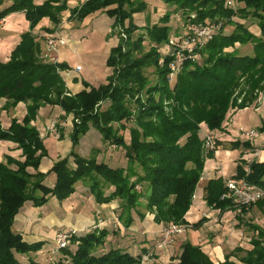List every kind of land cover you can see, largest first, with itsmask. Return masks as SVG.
<instances>
[{
    "label": "trees",
    "instance_id": "trees-1",
    "mask_svg": "<svg viewBox=\"0 0 264 264\" xmlns=\"http://www.w3.org/2000/svg\"><path fill=\"white\" fill-rule=\"evenodd\" d=\"M161 1L173 5L172 11H181L185 18L194 12L195 22L222 23L221 29L199 51L202 62L185 60L172 85L169 82L172 50L163 58L159 52L161 45L169 41L170 26L166 24L169 12L161 17L160 24L146 26L152 45L145 50L142 35L132 38L139 28L133 14L146 9L143 0H82L73 8H68L67 0H44L40 4L32 0H0V7L3 6L0 20L22 11L29 23V30L20 35L8 60H0V100L5 99L0 111H9L19 102L26 104L21 121L12 118L4 128L0 119V140L16 143L24 158L16 160L6 156L5 161H0V264H22L16 253L36 252L42 246V242L28 243L12 231L14 217L24 203L32 201L33 205L41 206L49 195L64 200L74 192L79 180L87 181L100 202L118 199L119 218L126 227L132 222L131 210L139 205L141 198L145 199L146 210L153 214L155 223L186 224L184 216L190 208L205 159L213 157L215 152L205 150L204 137L199 135L201 124L209 131H220L230 109L250 106L258 92L264 91V0H236L243 5L235 9L226 4L227 0ZM65 10L77 21L105 13L113 18L112 29L119 26L125 34L109 49L105 65L111 71L105 82L95 87L82 80L84 88L77 93L67 89L62 76L68 65L48 60L32 32L43 17L54 26L45 31H56ZM236 15L255 18L259 36L233 20ZM227 25L233 26L228 34L224 33ZM248 43L252 45V54H239L235 45ZM151 67L154 81L146 75ZM238 95H242L239 103ZM45 105H57L64 116L72 115V149L69 155L54 162L47 173H42L38 167L47 151L31 122ZM129 122L133 125L127 127ZM90 127L99 132L103 142L124 150L125 167L112 168L103 161L98 162L97 150L89 157H82L74 150ZM127 128L128 142L120 133ZM258 130L264 132V125ZM230 147L253 149L248 141H234ZM28 167L35 172H29ZM50 172L55 174L53 187L43 184ZM232 177L264 186V162L240 160ZM224 182L221 178L208 181L204 197L207 205L220 211L245 212L250 206L238 207L230 199H221ZM136 185L142 186L143 191L137 192ZM109 186L114 190L104 196L103 188ZM255 204L264 207V200ZM204 221L202 217L190 227L198 229ZM249 228L253 231L252 249L240 259L245 264H264V228L257 224H249ZM106 235L105 230L73 235L71 241L77 242L75 250H69V246L61 249L55 264H140V256L119 248L97 252ZM228 257L220 264H233ZM26 264L39 263L30 259ZM177 264L212 262L199 246L184 242Z\"/></svg>",
    "mask_w": 264,
    "mask_h": 264
},
{
    "label": "crops",
    "instance_id": "crops-1",
    "mask_svg": "<svg viewBox=\"0 0 264 264\" xmlns=\"http://www.w3.org/2000/svg\"><path fill=\"white\" fill-rule=\"evenodd\" d=\"M32 1L34 4L42 3V1L38 0ZM104 15L106 14L96 13L92 16H88L82 21H77L78 25L74 27L65 24L66 26L63 25V28L62 25H60L59 27L62 28H60L59 32L67 39V42H71L72 40L70 39L74 37L73 41L78 43L82 41L86 35L77 32H83L94 24V22H97V20L104 18V21L108 23L110 21L112 25L113 22L111 19L113 18L109 17V20H107L108 18H105ZM5 18L7 20L9 19V23H6L7 20ZM5 18L3 19L5 23L2 21L0 23H3L2 25L4 27L9 28H7L8 30L2 28V30L8 35H15L13 44L11 45L14 47L19 42L20 35L29 30V23L25 19L23 12H13ZM18 21L21 23L20 28L14 27L16 25L15 23ZM45 25H49L47 18L41 19L32 30L35 35H38L37 37L43 54L46 53L43 35L47 32L44 30L42 31ZM252 33L259 36V32ZM115 45V43L109 44V46H107L108 52L109 49ZM11 46L9 49L7 48L9 52L7 54L6 47H4L3 54H0L1 61L8 60L10 52L12 51L11 48H13ZM63 46L58 48L54 56L57 62L68 65V69L62 72V76L67 89L71 93H77L84 88L82 80L95 87L102 83L94 84L87 75H82V65L78 62L69 61L71 58L70 56L74 55L75 52L72 51V53H69L62 48ZM107 56L108 55L105 56L104 61H106ZM75 66H80V70L75 71ZM71 69H73L74 72ZM108 69L109 68L106 66V70ZM108 74L109 73H107V75ZM103 82H105V80ZM4 102L5 99H1L0 106H2ZM233 111L229 114V119L227 118L226 121H224L223 128L220 130V145L223 148H225V145L229 144V142L239 141L231 132L232 123L239 113L252 111V114L255 115V119L259 122L253 126L260 127L264 125V108L258 111L251 108H245L236 113ZM52 112L53 116H51ZM25 113L26 104L24 102H19L9 111L1 110L0 119L2 126L7 128L12 118L21 121ZM55 118L59 119L58 123L61 125L57 126L59 135H46L47 132H44L45 127L48 125V122L53 121ZM31 123L39 131L43 145L47 151V155L41 159L38 171L47 173L54 162L69 155L72 149V142L70 139L72 115L64 116V112L57 105H45L39 108L35 119ZM93 129V127H90L88 131L80 137L79 143L74 147V150L82 157H86L87 155L89 157L93 150H97L96 159L98 162L103 161L112 168L125 167L127 161L124 156V150L122 149L121 151V147L115 146V148H119L121 151L120 153L116 152L117 150L111 148L113 145L103 142L99 132H95ZM241 129H243V127H240V132ZM215 131L219 130L209 131L203 124L201 125L199 135L203 138L207 134H210L216 139V136L213 134ZM226 139L228 140L226 141ZM261 140H264V133H262V137L258 142H250V140H248L253 149H239L240 154H242L240 160H245L247 162L252 160L264 162V149H260L259 147V144L264 145L260 143ZM84 146L89 147V153H87V155L80 152ZM218 153L219 150H215L214 158L210 159L213 161L204 163L203 172L196 186L190 208L184 216L187 228L182 234L176 236L170 244L162 248L158 247V242L162 239L163 224H157L153 221V214L146 210L145 199L141 198L139 205L131 210L130 215L132 222L126 227L124 226L123 220L119 218L121 211L119 200L113 199L108 202H100L91 192L86 180H79L75 183L74 192L64 200L60 201L55 196L49 195L46 202L41 206H35L32 201H26L18 210L13 220L11 227L12 231L19 234L24 241L28 243L42 242V246L36 252L27 254L16 253V258L22 264H26L30 259H33L39 264H55L56 259L61 255V250L57 251L55 254L52 252L55 249L54 236L58 231L75 230L76 234L82 235L100 222L98 223L99 228H103L107 232V235L103 245L98 247L97 252L107 251L113 248L122 249L134 256H141L150 252L151 257L149 261L144 264H177L178 257L181 253V245L184 242H190L193 245L199 246L209 257L212 264L222 263L227 255H229L228 260L233 262V264H245L240 258L245 255L246 251L252 249L250 239L253 236V231L249 228V224H257L264 228V224H262L261 220L264 218V207L254 204L245 212L240 213L239 209L220 211L219 208L207 205L204 197L205 186L208 181L216 178H221L223 182L226 180L223 178L226 168V166L223 165L224 162L215 161ZM6 156H10L16 160L24 159L21 154V149L17 148L16 143L0 140V161H5ZM46 157L51 160H48V162L44 164L43 160ZM11 167L14 168L15 166L12 165ZM244 167L247 168V166ZM27 170L31 173L35 172L31 167H28ZM54 183L55 174L50 172L43 180V184L48 187H53ZM113 190V186L104 187V196L109 195ZM202 217L205 218L204 223L198 229H192L190 227L191 224Z\"/></svg>",
    "mask_w": 264,
    "mask_h": 264
},
{
    "label": "rangeland",
    "instance_id": "rangeland-1",
    "mask_svg": "<svg viewBox=\"0 0 264 264\" xmlns=\"http://www.w3.org/2000/svg\"><path fill=\"white\" fill-rule=\"evenodd\" d=\"M38 1L43 2L44 0H38ZM81 1L82 0H67L68 8L75 7ZM143 1L146 2V9L142 12H138V13L133 14L134 22L139 28L133 33L132 38H136L138 35L139 36L142 35L144 37V41H143L144 48H145V50H148V48L152 45V43L147 38L146 26H151L155 23L160 24L161 17L165 13H168V12L170 13L169 21L166 23L167 25L170 26V32H169L168 40H170L172 37H179L180 36L181 29H182V27H181L182 23L186 19L181 11H179V10L172 11L174 9V6L165 4L161 0H143ZM242 5H243L242 3H236V7H240ZM2 7L3 6L0 7V10L2 9ZM18 12H22V11H18ZM68 14H69V10L63 11L61 22L54 29L56 31H54L52 33L47 32L44 35H46V34H60V35H62L59 32V30H60V28L63 27V25L66 24L67 26H71V27L78 25L77 20H74L73 18L69 17ZM104 16H105V18H108L107 20H109V17L107 15H104ZM190 16L195 17V13L190 12L189 17ZM43 18H47V17H43ZM232 18L235 21L243 23L251 32H259V28L257 26V21L255 18H253L249 15L247 17H244V18H240V17H238V15H236ZM8 20L6 23H9ZM1 21L3 23H5V21H3V19L0 20V22ZM111 21L113 22V19H111ZM48 23H49V25H47V26L45 25V27L42 28V31L43 30L45 31L46 29H53L54 28L53 23L49 19H48ZM2 24L0 23V39H1V41H0V54H3L4 47H6V50H7V48L9 49V47L13 44V39L15 37V35L6 34V32L4 30H2V28L8 30L7 28H9V27H4ZM15 24L16 25L14 27H17V28L21 27L20 21L16 22ZM60 25H62V27H59ZM111 26L112 25L110 24V21L108 23L107 21H104V18H101L100 20H97V22H94V24H92L90 27H88L83 32L82 31L77 32L79 34L86 35L82 41L76 43L75 41H73L74 37L72 36L73 38L70 39L72 41L71 42L68 41L62 47L69 53H72V51L75 52L74 55L70 56L71 58L69 61L80 63L83 67L82 75H87L89 77L90 81L94 84L103 82L106 78L107 73H110V71H111L110 69L106 70V65H105V61H104L105 56L108 55V53H109L107 46H109V44H114V43L117 44L118 39L121 36L125 37V34L123 32H120L122 30L119 26L116 27L115 29H112ZM232 30H233V26L227 25L224 29V33L228 34ZM35 36H38V35L36 34ZM11 47H13V46H11ZM235 47L237 48L239 54H242V55H244V54L251 55L252 54V45L250 43L245 44V45L236 44ZM13 48H11V49H13ZM171 50L172 49L169 46V43L168 44L167 43L162 44L160 49H159V52L161 54V58H163ZM226 50H232V49L227 48ZM7 53H9L8 50L6 51V54ZM54 53L55 52L50 53V56L47 57L48 60H51V61L55 60L56 61ZM198 54L199 55H197L196 61L198 63H201L202 62V56L200 55V53H198ZM2 59H4V58H2ZM71 70H73V69H71ZM73 72H74V70H73ZM146 75L152 81L155 80V76L153 74V68L152 67L148 68L146 70ZM175 77L176 76L173 75L171 80L169 81L171 85L173 84ZM235 95H236V92L234 93V96ZM237 97H238L237 103H239L240 98H242V95H238ZM106 105L107 104H104V106H106ZM246 108H251V109H254L256 111L264 108V91H259L258 95L252 101L251 105L246 107ZM243 109H245V108H243ZM233 110L232 109L229 110V112L227 113L226 119L229 117V114ZM239 110H242V109H237V110H234L233 112L236 113ZM51 116H53V112H52ZM58 121H59V119L55 118L53 121L48 122V125L44 129V132L45 131L47 132L46 135H49V134H53L55 136L59 135V131H58L57 126H61V125L58 123ZM257 123H259V122L255 119V115L252 114V111H245V112L239 113L237 115L236 119H234V121L232 123V131L231 132L236 139H239L240 142L241 141L244 142L243 140H245V141L250 140V142H258V140L261 139V137H262V133H264V132H260L258 130L259 127L253 126L254 124H257ZM131 125H133V124L130 122L126 124L127 127H130ZM201 125H203V124H201ZM240 127H243V130H245V131L255 129L259 132V136L248 138L245 135L241 134ZM200 129H201V126H200ZM93 131L97 132V130H95V129H93ZM120 133L123 134L125 141L128 142L129 141V130H128V128L122 132L120 131ZM199 133H200V131H199ZM220 133H221L220 131L213 132V134L216 136V139H217V140L215 139L216 145L213 149L219 150V153L216 156L215 161L216 162H224L223 165L226 166V168H225V173L223 175V178H225L227 180L228 178L236 175V173H237V168H238V163L240 161V156H242V154H240V152H239V149H241L242 147L231 148L230 143H232V142H229V144H226L225 148H223L220 145V143H221L220 142V138H221ZM94 134H96V133H94ZM207 135H209V134H207ZM91 137H92V135H91ZM227 140L228 139H226V141ZM260 143L264 144V140H261ZM255 144H257V143H255ZM259 147H260V149H264V145L259 144ZM111 148L117 150L116 152H118V153H120L122 151V148L120 151L119 148H115L114 145L111 146ZM213 149H211V150H213ZM211 150H209V151H211ZM88 151H89L88 146H84V148L80 150L81 153L86 154V155H87V153H89ZM214 155L211 158H206L204 163L212 162L213 160L211 161L210 159H213ZM86 157H88V155ZM48 160H51V159L48 157L44 158V160H43L44 164H46L48 162ZM243 166H246V165H243ZM86 183H87V181H86ZM142 191H143L142 186H140V189H139V191L137 190V192H142ZM261 220H262V224H264V218H262ZM98 223H100V222H98ZM98 223H97V225L94 226V228H91L89 231L104 230L103 228H99ZM184 225L186 226V224H184ZM186 228H187V226H186ZM186 228H185V230H186ZM71 231H74L75 235H78V234H76L75 230H71ZM58 232H60V231H58ZM56 234H55V236H56ZM55 236H54V239H55ZM76 246H77L76 241L75 242L70 241L68 249L71 251H74Z\"/></svg>",
    "mask_w": 264,
    "mask_h": 264
},
{
    "label": "built area",
    "instance_id": "built-area-1",
    "mask_svg": "<svg viewBox=\"0 0 264 264\" xmlns=\"http://www.w3.org/2000/svg\"><path fill=\"white\" fill-rule=\"evenodd\" d=\"M226 4L235 9L236 0H227ZM194 16L187 17L182 23L181 34L179 37H172L168 43L172 48L173 60L169 64L171 72L169 79L171 80L173 75H177L182 63L187 60H195L199 51L205 46V44L216 34L222 27L221 21H193ZM44 46L46 53L44 56L49 57L51 52L56 50L67 43V39L60 34H46L43 36ZM52 59V58H51ZM55 61V60H54ZM80 66H75V71H79ZM173 73V74H172ZM241 133L248 138L259 136V132L255 129L245 131L241 129ZM216 141L212 135H206L204 137V148L206 151L215 147ZM225 191L221 195V199H230L238 207H249L255 204L259 200H264V186H259L247 182L244 178L230 177L224 182ZM135 189L139 191L140 185H136ZM186 226L178 223L165 224L162 227V239L158 242V247L170 244L176 236L182 234L185 231ZM75 235L74 231L61 230L57 232L55 236V249L57 251L67 248ZM151 257V253H145L141 255L140 264L148 262Z\"/></svg>",
    "mask_w": 264,
    "mask_h": 264
}]
</instances>
